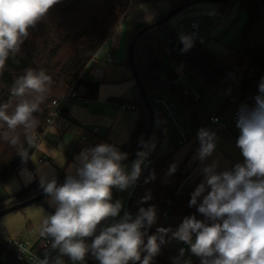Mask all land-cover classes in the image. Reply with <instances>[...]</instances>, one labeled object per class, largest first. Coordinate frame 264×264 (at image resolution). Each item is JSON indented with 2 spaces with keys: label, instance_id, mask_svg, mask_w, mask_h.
Masks as SVG:
<instances>
[{
  "label": "clouds",
  "instance_id": "obj_1",
  "mask_svg": "<svg viewBox=\"0 0 264 264\" xmlns=\"http://www.w3.org/2000/svg\"><path fill=\"white\" fill-rule=\"evenodd\" d=\"M57 2L0 0V69L10 55L20 51L29 28L35 27ZM51 84L52 78L44 70L28 69L11 90L12 96L19 98L14 111L9 114L10 103L0 105V121L7 126L3 136L13 147L21 144L18 128L24 130L28 148L36 145L31 133L39 122L34 114L40 111ZM259 92L262 95L255 98L256 106L251 110L242 108L238 113L236 126L240 135L236 144L244 163L220 173L215 171V165L204 167L205 179L189 202V207L196 206L204 219L195 215L186 217L172 233V238L189 246L190 253L200 258L201 264H264V80ZM198 139L201 146L197 158L204 161L215 149L216 135L200 129ZM28 148L21 146L17 153L25 164L30 159ZM137 155L129 173L122 165L127 153L114 145L101 143L82 150L76 157L74 173L67 174L60 185L54 170L51 175L44 171L50 165L37 169L39 186L55 208L40 226L41 237L50 238L51 248L59 253L51 264H64L63 256H68L73 264L83 262L89 252L99 264H151L165 242L164 236L171 231L159 228L157 235H148V229L156 221L153 206L141 207L135 217L125 213L118 222L100 228L97 234L102 222L116 218L121 211V202H112V189L125 190L141 175L147 154ZM176 167L171 165L168 175L174 174ZM22 171L31 182L32 173ZM200 197L203 198L198 203ZM148 199L150 194L142 202ZM87 238H92L91 244L86 243ZM142 253H146L143 259ZM184 255L185 250L180 249L173 264H192ZM39 264H50L48 256Z\"/></svg>",
  "mask_w": 264,
  "mask_h": 264
},
{
  "label": "trees",
  "instance_id": "obj_2",
  "mask_svg": "<svg viewBox=\"0 0 264 264\" xmlns=\"http://www.w3.org/2000/svg\"><path fill=\"white\" fill-rule=\"evenodd\" d=\"M156 1L160 0H58L35 27L29 28V36L20 46V51L10 55L4 67L0 69V105L10 103L9 114L14 111L19 98L12 96L11 90L17 78L24 75L28 69L36 72L44 70L52 78L50 91L40 105V111L34 114L39 123L32 130L33 136L42 132L52 101L66 95L73 87H81L85 90L86 98H96L100 84L82 80L79 78L80 75L134 7ZM236 1L238 10L246 14V22L241 29V37L235 49L238 58L235 67L225 66L207 51L200 40L185 47L170 22L146 31L139 38L134 51L135 64L153 107L155 98L159 94H169L185 113L194 121L197 119L196 109L201 101L196 103L180 85L173 83L177 79L174 63H183L188 74L195 80L201 79V88L206 93L214 91L222 94L224 97L222 110L228 108L233 99L251 109L256 106L255 98L262 95L259 92V85L264 80V7L259 0ZM229 2L220 5L224 9ZM196 4L197 0H182L172 10L185 6L190 8ZM151 25L139 28L131 44L138 33ZM137 89L139 100L134 105L138 107L140 117L130 140L121 147L122 152L127 153V157L141 147L150 132L151 114L138 86ZM167 123L164 115H156L151 138L143 151L149 156V167L144 168L141 183L136 185L128 203L130 211L134 214H137L141 207L155 208L156 221L148 229V235H157L159 228L171 229L164 236L165 242L161 244L160 251L151 264H173L167 249L172 233L186 217L195 215L199 220L204 219L196 206L189 207L195 185L186 188L185 196L177 195L181 184L188 176V173H183V165L176 168L166 184L161 183L169 164V157L160 154L162 141L169 137ZM5 131L7 126L0 121V188L28 167L31 157L37 150L36 146L28 148L22 128L16 130L20 134L21 144L15 147L4 139ZM21 146L28 148L29 151L30 159L26 164L22 163L17 155ZM65 178L61 173L57 182H63ZM42 194L44 192L36 179L15 194V201L12 204L2 205L0 202V212ZM149 194L151 199L142 202V198ZM168 200L170 205L167 204ZM46 206L54 213L50 206ZM165 213H167L166 217ZM89 240L90 238H87L86 243L91 244L92 241ZM145 254L142 253V259ZM86 256L93 257L91 252ZM0 264H23L16 260L1 235ZM192 264H201L200 258L192 261Z\"/></svg>",
  "mask_w": 264,
  "mask_h": 264
},
{
  "label": "crops",
  "instance_id": "obj_3",
  "mask_svg": "<svg viewBox=\"0 0 264 264\" xmlns=\"http://www.w3.org/2000/svg\"><path fill=\"white\" fill-rule=\"evenodd\" d=\"M181 1L182 0H160L156 2H147L134 7L128 13L113 35L103 44L96 56L84 70L86 80L100 84L98 96L96 98H86V91L83 90L82 93L88 102L77 99L68 103L65 116L56 121L51 128L48 138L41 142L35 154L31 157L28 167L24 168L27 169V172L32 173L34 178L29 182L27 174L23 171L19 172L15 179L3 186L7 193V197L0 201L2 205L12 204L15 201V194L21 189L28 187L36 179L39 181L37 169L45 164L50 165V167H45L44 171L51 175L54 170V174L58 181L61 173H63L65 177L70 172L74 173L73 166L77 163L76 157L82 150L101 143H107L109 145H114L122 152L121 147L130 140L139 120V118L134 120L125 114V112L129 111H123L114 106L115 101L135 104L136 101L138 102L137 99H139L137 84L129 65V48L131 40L139 28L155 23ZM177 18H179V14L170 21V25L180 39L179 21ZM192 22L197 23V21ZM191 23L190 33L192 35ZM192 37L195 38L193 35ZM181 42L184 44L182 40ZM184 46L189 47L185 44ZM235 49L236 48L232 49V55L224 58L217 57V59L227 67H235L238 62ZM109 53L115 56L116 61L114 63L107 62L106 58ZM178 108L183 114L185 113L179 105ZM244 108L251 109L246 105ZM196 126H199L198 122ZM207 126L208 124L202 129ZM212 130L216 135L215 149L204 161L197 158V152L201 146L200 144L189 143L180 146L175 143V140L169 137L168 141H170V146L172 145L174 150L165 153L160 149V154L162 156L169 157L168 167L165 169L164 176L161 180L162 184H166L170 180L172 174L168 175V173L170 166L173 164L177 166L176 168L181 165L184 166L183 173H188L187 179L185 180L186 188L195 185V189L205 179L203 173L204 167L215 165V171L220 173L223 171H230L238 164L236 157L231 151L230 153L228 149H224V145L220 146V148H216L224 134L218 139V128ZM188 131L191 134L198 132L197 129H190ZM86 135H92L89 141L82 140V137ZM228 142L229 141L226 140L224 144L228 147H232V144ZM43 157H47V160L44 163H40ZM202 198L203 197H200L198 200L201 201ZM172 239L174 238L170 240ZM180 244L181 241H179L178 247H180ZM189 252L190 251H188V253ZM51 253L54 255L59 254L53 249ZM190 255L191 261L199 259L191 253ZM62 259L64 261V257H62Z\"/></svg>",
  "mask_w": 264,
  "mask_h": 264
},
{
  "label": "rangeland",
  "instance_id": "obj_4",
  "mask_svg": "<svg viewBox=\"0 0 264 264\" xmlns=\"http://www.w3.org/2000/svg\"><path fill=\"white\" fill-rule=\"evenodd\" d=\"M179 37L184 42L186 46H190L193 43H196L198 39L205 46V48L214 56L218 58H224L232 55V49L237 47L238 40L240 38V32L242 27L246 22L245 12H240L238 10V3L236 0H231L226 8H222L220 4L212 3H201L185 11L179 13ZM192 21H197L201 31L199 38H193L190 33V23ZM194 78L189 75L185 78L184 81L179 82L178 85L184 90L186 94L194 98L195 93L192 91V88H196L201 94V102L196 109V121L192 119L191 116L186 113L180 112L183 118L185 119V126L188 130L197 129L199 132L205 125L208 124L209 117L214 114H219L223 120L226 122L230 119L235 112L236 106L231 104L225 110H222L224 105V97L220 93H215L210 91L206 93L204 89L201 88L200 84H194ZM139 100V99H137ZM137 102V101H136ZM176 108H178L177 103ZM179 109V108H178ZM251 110V109H248ZM139 109L125 112L129 117L137 120L139 118ZM199 123V126H196V123ZM170 132L171 129L166 127ZM213 128H210L209 131L212 132ZM239 130L233 128L231 132H225L221 141L217 144L216 148L224 145V149L232 152L233 155L238 160V164L244 163V157L242 156L241 150L237 147V139L239 137ZM169 137L164 139L160 145L161 150L165 153L171 152L174 150L172 145L170 146ZM229 141L228 143L232 144V147H228L224 144V141ZM176 143V141H175ZM230 152V153H231ZM138 159V158H137ZM137 159L124 165L127 172H131L133 162ZM144 166L141 165V175L143 173ZM134 185H131L125 190H119L118 188L112 189V202L120 201L122 204L121 211L116 218H109L104 221L101 228L112 223L118 222L124 215L126 208L128 207L129 198L134 192L136 185L138 184L140 177ZM7 197V193L4 187L0 188V201L4 200ZM50 197L45 199L42 202L36 203L19 211L10 213L0 218V229L6 231L8 236L13 240H18L21 238H27L32 241L38 240L41 237L40 235V226L47 215L53 214L50 212L46 205L50 206L53 211L55 208L49 203ZM99 234V232H97ZM89 241H92L90 238ZM179 240L172 239L168 242V250L170 254V259L173 261V258L179 256ZM58 252V250H56ZM188 251L189 247H188ZM64 257V264H73V261L68 256ZM191 258L190 252L184 257V259ZM80 264V262H76Z\"/></svg>",
  "mask_w": 264,
  "mask_h": 264
},
{
  "label": "built area",
  "instance_id": "obj_5",
  "mask_svg": "<svg viewBox=\"0 0 264 264\" xmlns=\"http://www.w3.org/2000/svg\"><path fill=\"white\" fill-rule=\"evenodd\" d=\"M201 28L198 23L192 22L191 23V32L192 35L195 38H198L200 35ZM107 62L114 63L115 56L112 53H109L106 58ZM174 71L177 75V79L173 82L174 84H179V82H182L185 80L186 77H188L190 74L187 73L184 64L183 63H174L173 65ZM80 79H85V73L83 72L80 77ZM195 80V79H194ZM201 79H196L194 84H200ZM83 89L81 87H73L66 95L55 99L52 101L49 109L48 116L46 118L43 130L40 134L34 135L36 138V147H38L42 141H44L46 138H48L51 128L54 126L56 121L60 118H63L65 116L66 107L68 103L72 100L82 99L88 102V100L84 97L82 93ZM192 91L195 93V97L193 98L196 103L200 102L202 100L200 92L196 88H192ZM154 111L156 115L162 114L167 119V125L171 129V132L168 131L170 139H173L176 141V143L180 146L189 144V143H195L200 144V141L198 139V132L197 133H190L184 123V119L180 114V110L176 108V102L171 98L169 94H159L154 101ZM232 104L236 106L235 112L233 113L232 117L227 121L223 122L221 116L219 114H214L211 117H209L208 120V126L204 129L209 130L210 128H218L219 130V136L218 139L221 138V136L225 132H231L233 128H237V118L238 113L241 111L242 108L245 107L244 104H240V102L236 99L232 100ZM114 106L116 108H119L123 111H133L137 110L138 107L134 104H130L127 102H119L115 101ZM178 107V106H177ZM238 129V128H237ZM239 130V129H238ZM240 132V130H239ZM240 135V134H239ZM92 135H86L82 137L83 141H89L90 137ZM47 160V157H43L40 160V163H44ZM144 168L149 167V156H146V159L143 163ZM144 173H142L140 180L137 185L141 183V179ZM177 195L179 196H185L186 195V184L185 181L181 184ZM167 204L170 205V201H167ZM125 213H130L133 217H135L137 214H134L132 211H130L129 206L126 208ZM123 215V216H124ZM167 216V213L164 215ZM0 235L3 237L6 245L8 246L9 250L13 253L16 260L23 263V264H39L40 261H42L45 256L47 255L49 258V262H51L57 257V255H54L51 253V239H45L40 238L38 240L32 241L27 238H21L18 240H13L10 238L6 231H3L0 229ZM188 245L181 241L180 247H179V255H180V249L185 250V255L188 253ZM80 264H99V261L93 256L92 258H89L85 256V259L83 262H80Z\"/></svg>",
  "mask_w": 264,
  "mask_h": 264
},
{
  "label": "water",
  "instance_id": "obj_6",
  "mask_svg": "<svg viewBox=\"0 0 264 264\" xmlns=\"http://www.w3.org/2000/svg\"><path fill=\"white\" fill-rule=\"evenodd\" d=\"M231 0H197V4H201V3H212V4H222V3H226V2H229ZM259 2L261 3V5L264 7V0H259ZM188 7L185 6V7H179V8H176L172 11H170L164 18H162L161 20H159L158 22L154 23L153 25L149 26L148 28L146 29H143L140 33H138V35L136 36V38L134 39V41L132 42L131 46H130V50H129V65H130V68H131V71L133 73V77L136 81V84L139 88V91L142 95V98L148 108V110L150 111V114H151V124H150V132L147 136V138L144 140L143 144L141 145V147L134 153L132 154L131 156H128L127 159H125L124 161H122V165H126L127 163L135 160L138 158V153L140 152H143L144 151V148L146 146V144L148 143V141L150 140L151 138V134H152V131H153V128H154V125H155V118H156V114H155V111H154V108L148 98V94H147V91L145 89V86L139 76V73L137 71V67H136V64H135V58H134V51H135V46L139 40V38L148 30L150 29H153L155 27H158V26H161L163 24H166V23H169L175 16H177L179 13L185 11ZM63 182H60L58 183V185L60 184H63ZM48 196L44 193L42 195H39L27 202H24V203H20V204H16V205H12L6 209H4L3 211L0 212V218L5 216V215H8L10 213H13V212H16V211H19L21 209H24L26 207H29L31 205H34L36 203H39L45 199H47Z\"/></svg>",
  "mask_w": 264,
  "mask_h": 264
}]
</instances>
